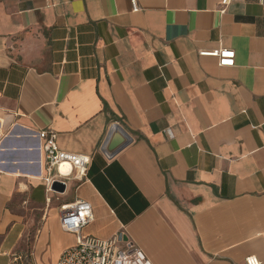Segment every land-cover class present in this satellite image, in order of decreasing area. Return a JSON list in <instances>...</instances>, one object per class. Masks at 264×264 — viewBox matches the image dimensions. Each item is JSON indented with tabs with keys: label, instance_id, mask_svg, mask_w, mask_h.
Instances as JSON below:
<instances>
[{
	"label": "crops",
	"instance_id": "obj_1",
	"mask_svg": "<svg viewBox=\"0 0 264 264\" xmlns=\"http://www.w3.org/2000/svg\"><path fill=\"white\" fill-rule=\"evenodd\" d=\"M137 1L0 0V264H57L80 199L86 236L154 264H264V5ZM40 130L86 181L47 189Z\"/></svg>",
	"mask_w": 264,
	"mask_h": 264
},
{
	"label": "built area",
	"instance_id": "obj_2",
	"mask_svg": "<svg viewBox=\"0 0 264 264\" xmlns=\"http://www.w3.org/2000/svg\"><path fill=\"white\" fill-rule=\"evenodd\" d=\"M264 5V0H260ZM132 10L139 11L137 0H131ZM232 0H222L225 8ZM201 56H210L218 59L221 66H234L235 51L220 47L211 50H202ZM42 141V150L45 157L47 176L46 186L54 191L55 182L67 186L71 179L84 182L88 179V170L91 163L89 156L62 150L58 145L57 134L51 130H40L36 134ZM93 208L86 200H76L61 207L60 221L62 228L74 233L77 242L66 248L59 257L57 264H154L143 250L119 249L116 247L117 237L110 240H100L86 236L84 229L93 221ZM245 264H261L257 256L246 257Z\"/></svg>",
	"mask_w": 264,
	"mask_h": 264
},
{
	"label": "water",
	"instance_id": "obj_3",
	"mask_svg": "<svg viewBox=\"0 0 264 264\" xmlns=\"http://www.w3.org/2000/svg\"><path fill=\"white\" fill-rule=\"evenodd\" d=\"M119 129H122L124 133H122V135L125 137V142L122 141L121 139H119L117 141V136L115 137L113 135V133ZM132 141V139L130 138V136L128 135V133L123 129L121 128V126H119L118 124L114 125L113 128H112V131L105 143V149L107 151H111V155H113L114 153H116L117 151H119L120 149H122L125 145H128L130 142ZM118 147L115 151L113 150L114 148ZM53 189L54 190H59V191H64L65 190V185L63 183H60V182H55L53 184Z\"/></svg>",
	"mask_w": 264,
	"mask_h": 264
}]
</instances>
